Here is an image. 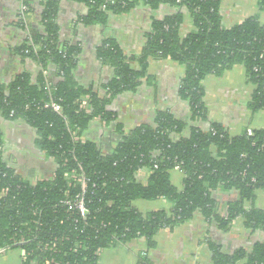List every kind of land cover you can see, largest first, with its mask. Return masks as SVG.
I'll use <instances>...</instances> for the list:
<instances>
[{
    "label": "trees",
    "instance_id": "obj_1",
    "mask_svg": "<svg viewBox=\"0 0 264 264\" xmlns=\"http://www.w3.org/2000/svg\"><path fill=\"white\" fill-rule=\"evenodd\" d=\"M69 1L87 6L88 13L81 19L85 26L104 25L109 16L127 14L138 6L156 11L167 5L175 12L152 19L138 55L125 54L113 39L102 41L97 59L101 66L113 69V77L99 93L75 81L80 48L61 42L55 23L57 4L44 3L40 29L28 24L32 6L31 0H24L27 11L21 13L18 27L28 30V35L16 53L35 62L39 70L34 78L22 73L0 84V116L34 130L36 148L53 161L56 170L53 177L35 183L20 176L3 158L5 141L0 132V256L18 249L22 264H98L99 251L142 241L138 264H153L148 254L154 236L197 213L222 233L229 232L238 219L250 233H264V209H244L257 191H264V131L248 135L245 130L232 137L222 125L209 121L203 101V81L208 76L220 77L240 65L255 87L248 109L264 112V26L258 15L227 27L222 0ZM256 3L264 11V0ZM185 17L191 20L192 30L182 36ZM151 60H170L183 67L179 97L188 104L189 123L158 112L153 125L124 131L112 104L117 97L136 92L144 79L150 84ZM52 103L60 112L50 107ZM95 120L113 124L120 136L108 154L83 139ZM189 124L194 126L183 135ZM174 169L184 175L182 190L170 182ZM143 170L149 173L145 185L137 180ZM82 182L85 217L74 207ZM218 190L237 194L224 214L213 197ZM160 198L172 204L169 212L143 215L132 206L136 200ZM209 245L212 264H264V240L232 254Z\"/></svg>",
    "mask_w": 264,
    "mask_h": 264
},
{
    "label": "crops",
    "instance_id": "obj_2",
    "mask_svg": "<svg viewBox=\"0 0 264 264\" xmlns=\"http://www.w3.org/2000/svg\"><path fill=\"white\" fill-rule=\"evenodd\" d=\"M47 1L57 4L55 23L61 42L80 48L74 72L75 81L84 89L91 88L99 93L101 86L113 77V69L101 66L97 59L96 51L102 41L105 38L113 39L125 54L138 55L150 32L152 19H162L175 12V9L167 5L156 11L138 6L127 14L109 16L104 25L85 26L81 22L88 13L84 4L69 0H31L32 13L28 24L31 23L34 28H40L39 18ZM221 15L227 27L254 15H258L259 23L264 26V11H259L256 0H222ZM19 17L21 10L18 0H0V84H7L22 73H28L34 78L39 70L35 62L22 59L16 53L26 34L28 35V30L18 27ZM190 30L192 22L185 17L181 35H186ZM147 73L150 84L144 79L136 92L125 93L114 100L112 110L117 114L118 124L124 131L153 125L158 112H167L178 121L188 124L189 107L179 97L183 67L170 60H151ZM203 87V101L210 122L222 125L232 137L245 130L264 131V112L252 113L248 109L255 87L247 82L242 66H234L220 77L208 76L203 81ZM192 125L185 128L183 135H188ZM194 125L206 127L201 123ZM0 132L5 141L3 158L20 176L32 183L53 177L56 166L36 148L37 135L34 130L20 121H8L0 116ZM83 139L95 142L104 154H108L118 143L120 136L113 124L107 126L95 120L84 132ZM148 176L147 171H140L137 180L145 185ZM169 179L176 189H183L184 175L181 171H170ZM213 197L224 214L227 204L235 201L237 194L218 190ZM132 206L145 215L161 210L169 212L172 204L167 199L160 198L155 201L136 200ZM252 208L264 209V191H257L255 200L244 204L246 211ZM263 240L264 233H250L244 228L241 219L233 223L229 232L222 233L197 213L193 219L173 230L159 231L154 236V248L148 255L153 264H212L210 243L221 248L224 253L232 254L240 249L250 250L255 243ZM142 250V241L101 250L98 264H138L137 254ZM0 264H22L21 251H4L0 256Z\"/></svg>",
    "mask_w": 264,
    "mask_h": 264
},
{
    "label": "built area",
    "instance_id": "obj_3",
    "mask_svg": "<svg viewBox=\"0 0 264 264\" xmlns=\"http://www.w3.org/2000/svg\"><path fill=\"white\" fill-rule=\"evenodd\" d=\"M18 2L20 3L21 13L26 12L27 11V7L23 4L24 0H18ZM22 17H23V14H22ZM50 107L55 112H60V107L58 105L52 103L50 105ZM82 107L84 108V105H82ZM247 133H248V135H251V131L250 130H247ZM81 185H82V193H81L80 196L77 197V201L74 204V207H75V209H77V211L79 212V214H80L81 217H85L88 214L87 210L85 209L84 197H83V195L85 193L86 186H85V183L84 182H82ZM99 252H98V257H99Z\"/></svg>",
    "mask_w": 264,
    "mask_h": 264
}]
</instances>
